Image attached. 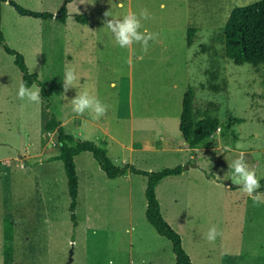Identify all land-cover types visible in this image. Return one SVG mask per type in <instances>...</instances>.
Wrapping results in <instances>:
<instances>
[{"label":"rangeland","instance_id":"rangeland-1","mask_svg":"<svg viewBox=\"0 0 264 264\" xmlns=\"http://www.w3.org/2000/svg\"><path fill=\"white\" fill-rule=\"evenodd\" d=\"M13 1L53 14L62 3ZM253 1L88 0L78 12L86 15L84 23L74 19L73 11H67L63 22L45 18L41 23L11 5L14 15L23 16L13 20L20 28V50L6 43L22 54L28 71L42 81L49 109L55 114H70V99L76 91L88 90L108 106L107 114L98 120L117 140L127 143L132 138L137 145L141 138L157 143L173 134L178 145L183 140L178 129L183 92L191 87L213 99L214 108L206 104L201 110L216 111L226 142L221 150H209L216 156L202 160L200 167L215 170L220 180L206 178L200 168L187 170L195 164L182 150L173 156L152 153L151 160L143 159L148 153H133L131 163L149 171L184 165L181 174L163 178L155 194L165 220L203 264H220L221 254L235 247H264V204L254 205L238 185H225L231 171L228 164L239 150H245L248 164L254 161L256 174L264 181V64H234L222 49V27L231 8ZM161 4L166 5L163 10ZM141 8L151 13L143 27L158 33L146 54L139 45L133 46L134 51L120 48L103 27L104 12L121 16ZM188 27L195 28L190 46L185 41ZM29 28H38V34L32 31L36 37L32 40L38 42L40 37L42 48L24 41L22 31ZM69 67L80 77L79 87L63 93L62 80ZM210 82L222 90L215 97L206 87ZM19 84L13 56L0 46V158H12L7 173L2 176L0 172V264H107L109 259L114 264L132 260L135 264H175L170 241L157 234L143 214L145 199L138 183L143 177L109 178L89 152L74 159L78 187L72 223L62 162L47 160L57 151L55 139L43 148L48 134L41 135V124L46 115L41 103L17 97ZM231 117L242 120L234 123ZM229 123H234V131L227 129ZM93 143L114 164L123 165L116 156L120 147L115 141L98 131ZM226 143L231 151H223ZM22 160L24 168H19ZM212 226L221 233L215 243L204 239Z\"/></svg>","mask_w":264,"mask_h":264},{"label":"trees","instance_id":"trees-1","mask_svg":"<svg viewBox=\"0 0 264 264\" xmlns=\"http://www.w3.org/2000/svg\"><path fill=\"white\" fill-rule=\"evenodd\" d=\"M8 1L19 14L29 15L37 18L54 17L60 22L65 20L67 15L66 3L69 0H62L55 14L49 11H34L20 6L13 0ZM74 19L84 23L87 19L85 14H75ZM195 28L186 29L185 41L190 46L193 42ZM0 46L13 56V63L20 72V82H26L27 86L35 84L41 89V108L46 115L42 122L44 131H55L57 154L48 159H59L62 162L66 176L67 193L69 195L68 209L70 220L75 222L74 209L76 205L78 180L74 164V156L81 152H89L96 160L99 167L109 178L122 175L124 173L139 174L145 177L144 198L146 201L144 216L146 221L153 227L155 232L170 241L171 251L174 255L175 264H193L182 246L181 237L164 219L160 211L159 201L155 194L156 185L165 177L179 175L184 165L174 167H163L156 171L143 170L125 163L122 166L114 164L111 159L98 148L92 141L79 139L63 131L55 114L49 109V101L45 86L38 79L35 72L28 71L22 54L16 49L9 47L0 29ZM222 49L226 58L234 64L248 63L253 67L264 64V0L233 6L222 27ZM210 92L217 93L220 87L213 82L206 85ZM194 94V89L187 87L181 99V109L179 113L178 128L189 148L202 147L206 144L210 135L216 130L219 119L215 116H204L196 122V130L191 134L192 124L188 115V98ZM240 121V118H235ZM261 181V188L264 190Z\"/></svg>","mask_w":264,"mask_h":264},{"label":"crops","instance_id":"crops-1","mask_svg":"<svg viewBox=\"0 0 264 264\" xmlns=\"http://www.w3.org/2000/svg\"><path fill=\"white\" fill-rule=\"evenodd\" d=\"M87 1L88 0H69L66 3V9L68 12L73 11L76 14H78L82 5L84 3H87ZM25 6L30 7V5H25ZM30 8H32V7H30ZM12 11H13L12 6L8 3V1L1 2V4H0V29L2 31V34L5 37L6 42L8 44H10L11 46L15 47L16 49L20 50L17 47V44H19L18 43L19 39L21 38L20 37L21 33L19 30L20 28L17 29V25L15 26V24L13 23V20L22 19L20 17H23V16L14 15ZM66 18L67 17H65V19ZM35 19H38L37 21L41 22V23H42V20H45V19H41V18H35ZM47 19H52V20L56 21V19L54 17L47 18ZM38 22L34 24L35 27H37ZM27 25H29V24H27ZM4 27L6 28V33L3 32ZM38 28L37 29L35 28L33 30H32V28L23 29L22 33H23L24 41H26L27 44H29V45L32 44L33 46H35V45L39 46L40 45V47L42 48V45L40 44L41 43L40 37H37V38H39L38 42L37 41L35 42L32 40V39H34V40L36 39V37L32 34V31L37 30V34H38V32H39ZM27 31H29V32H27ZM86 75H88V74H86ZM201 91H204L205 93L207 92L206 90H201ZM210 94H212L211 96L215 97L216 93L211 92ZM212 100L213 99L206 96V94L205 95L204 94L198 95V92L196 90L194 91L193 95L189 96V98H188V115H189L190 121H192V123H194V126L192 125V128H191V134H193L195 132L196 122L200 118L204 117L205 115L217 117L216 111H211V113H210L208 110L205 113L204 109L201 110V107L205 106L206 104L212 105L214 108L215 104L212 102ZM55 116H56L57 120L59 121V124L62 127L64 132L71 134V135H73L79 139L88 140V141L93 142L94 140H96V135H97V132L99 131L102 136H106L107 138L115 141L118 144V146L120 147V152H119V154L117 153L116 156H120L119 158L123 164H125V163L131 164L133 162V159H132L133 153H136L137 155H139V153H141V154L142 153H148V155H146L145 158H143V159L151 160L152 159V156H151L152 153H154L156 155V157L158 156L159 152H165L166 155L173 156V153H177V152H180L182 150V151L188 153L187 158L192 160V164H195V166L187 167V170L200 168L203 171V172L201 171V174L204 175L206 178L211 179L213 177L216 180L221 179L220 177H219V179L217 178V176H219V173H217L215 170L212 171L210 169H203L202 167H200V162L202 160L204 162L209 161L210 159H212L216 156V155L211 156L208 153L209 150H211V149L217 150L221 146V144H225L224 142H226L224 132L222 131L223 126L221 125L220 119L218 117H217L219 119L218 127L210 135L206 144L202 147L189 148L187 146V143L184 140L183 136H182L183 140L177 145L175 143V139L173 138L174 137L173 134L166 135L163 141H159L157 143L153 140H150V142H149L148 140H144L141 138L139 140L140 144H137V145L134 144L132 138H130L127 143H124L121 139L117 140L116 139L117 137L115 135H112L111 132H109L108 129L106 127H104L99 120H94L92 117L89 116V114L87 112L82 116H76L73 112L66 115L65 117H62L59 114H55ZM235 118H239V117H231V119L234 121V123H237L238 121H236ZM43 120H44V118H43ZM240 120H242V118H240ZM234 123L233 124L231 123V125L229 123L228 126H230V127H228V128L226 127V128L232 129L231 126L234 125ZM139 124L141 125L142 122H140ZM68 125L70 126L69 128L71 131L67 130ZM130 125H131V123H130ZM225 126H226V124H225ZM41 130H43L42 126H41ZM232 130L230 131V133L231 134L233 133L234 136L233 135L232 136L234 138L235 132H233L234 130L233 131ZM130 131H131V126H130ZM47 134H48L47 140L45 141L43 148H45L47 145H49V143H50V141H52V139H55V131H44V130L41 131V135H43L44 137ZM102 138H101V140H103ZM226 145H228V144L226 143ZM218 150H221V148H219ZM240 152L245 153V150H239L238 154ZM55 154H57V151L53 155H55ZM22 155H24V154H22ZM38 155H40V153ZM53 155H51V156H53ZM76 156L77 155L74 156V159ZM25 157L30 158V155L27 154V156H25ZM49 157L50 156H47V160ZM0 159L3 161H4V159H7V162L0 166V168H1L0 172L2 173V176H3L7 173V165L11 162L12 158L10 159L8 157H5V158H0ZM14 159H15V157H14ZM17 159H19V158H17ZM25 159H27V158H25ZM22 161L24 163V160H22ZM74 164H75V162H74ZM254 164H255L254 161L249 163V165L251 167H254ZM131 165H133V164H131ZM256 165H257V163H256ZM21 168H24V167H21ZM76 168L77 167L75 164V170H76ZM148 169H150V167H148ZM138 175L139 174H130V173L122 174V176H125V178L127 180L132 179V176H138ZM140 176H142V175H140ZM230 176H231V171L228 175L227 181L231 180V179H229ZM142 177H143V180L138 181V183H139L140 192H142L143 196H144L145 177L144 176H142ZM225 185H227V184L225 183ZM257 191L260 193H264V190H257ZM145 205H146V201H145ZM159 205H160V203H159ZM143 214H144V212H143ZM181 241H182V246H183L184 250L186 251V253H188L191 262L193 264H203L200 259H198L197 257H193V255L190 253V248H188L187 245H185L183 239H181ZM198 241H200V242H198ZM201 242H202V239L197 240V244L199 246H201ZM221 255L223 256V259H222L223 261L220 260V264H222V262H223V264H264V247L263 248H253V247H251V248H246V247L239 248L238 247L237 248V247H235V248L230 249L226 253H222ZM173 257H174V255H173ZM203 258H204V260H206V258H208L207 252L204 254Z\"/></svg>","mask_w":264,"mask_h":264},{"label":"clouds","instance_id":"clouds-1","mask_svg":"<svg viewBox=\"0 0 264 264\" xmlns=\"http://www.w3.org/2000/svg\"><path fill=\"white\" fill-rule=\"evenodd\" d=\"M160 7L163 10L166 5L161 4ZM103 15L105 17L103 27H106L112 34L116 45L120 48L134 51L133 46L139 45L141 52L146 54L150 47L149 42L155 41L158 37V33L151 32L143 27L142 22L151 18V13L147 8H141L139 12L129 9L121 16L112 15L110 11L104 12ZM142 58L143 56L138 57V59ZM128 62L131 63V60ZM79 79L80 77L74 68H67L62 80L63 93H67L70 89H77L79 87ZM40 92L41 89L38 86L30 87L26 85V82L21 81L16 95L19 99H26L30 103H41L42 98ZM65 97L67 98V96ZM70 103L71 111L76 116H82L87 112L94 120L105 116L108 111V106L101 102L95 95L90 94L88 90L76 91V95L70 99ZM231 150L227 145L223 147V151ZM40 163L42 164L43 161ZM228 166L231 169L229 179L238 185V188L245 195L253 200L254 205L264 203V198H262L264 197V193L257 191L261 188V178L257 176L256 169L248 164L246 153L240 152L237 158L232 160ZM217 178L219 179V176ZM219 235L221 233L217 227L212 226L204 234V239L209 243H215ZM107 264H114V261L109 259ZM130 264H135V261H130Z\"/></svg>","mask_w":264,"mask_h":264},{"label":"built area","instance_id":"built-area-1","mask_svg":"<svg viewBox=\"0 0 264 264\" xmlns=\"http://www.w3.org/2000/svg\"><path fill=\"white\" fill-rule=\"evenodd\" d=\"M56 144H59L58 142L55 141ZM5 162L3 160L0 159V166L3 165ZM18 166L21 168V167H24V163L23 161H19L18 163Z\"/></svg>","mask_w":264,"mask_h":264},{"label":"water","instance_id":"water-1","mask_svg":"<svg viewBox=\"0 0 264 264\" xmlns=\"http://www.w3.org/2000/svg\"><path fill=\"white\" fill-rule=\"evenodd\" d=\"M226 184H227L228 186H233V185H235V184L232 182V180L227 181ZM263 187H264V183H263Z\"/></svg>","mask_w":264,"mask_h":264}]
</instances>
